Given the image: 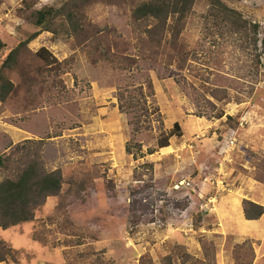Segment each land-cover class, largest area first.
I'll list each match as a JSON object with an SVG mask.
<instances>
[{
    "label": "rangeland",
    "instance_id": "obj_1",
    "mask_svg": "<svg viewBox=\"0 0 264 264\" xmlns=\"http://www.w3.org/2000/svg\"><path fill=\"white\" fill-rule=\"evenodd\" d=\"M147 1L92 3L74 32L36 25L68 0H0V183L32 163L64 178L55 210L0 218V264H264L262 223L238 215L264 208V0H221L256 45L208 0L148 39Z\"/></svg>",
    "mask_w": 264,
    "mask_h": 264
},
{
    "label": "trees",
    "instance_id": "obj_2",
    "mask_svg": "<svg viewBox=\"0 0 264 264\" xmlns=\"http://www.w3.org/2000/svg\"><path fill=\"white\" fill-rule=\"evenodd\" d=\"M100 0H68L61 8H45L37 12L36 25L46 31H51V25L57 19L63 20L72 31L81 28L82 9L92 3ZM197 0H148L136 5L133 9L134 19L138 22L154 21V26L148 29V39H157L158 31H162L169 18H173L174 23L180 24L191 13ZM237 1V0H236ZM214 9V13H219L220 20L229 24L230 28L235 31H249L252 36V43L257 44L258 25L248 24L242 16L235 10L227 7L221 0H208ZM249 28V29H248ZM36 33L32 38L37 36ZM46 50H40L39 56L45 58ZM13 53L7 58L6 65L12 59ZM8 62V63H7ZM5 64L0 68V74ZM1 76V75H0ZM12 84L0 77V101H5L6 96L10 93ZM123 96H120V100ZM174 133L179 136L180 127L178 123L174 124ZM158 149L169 146L168 139L157 143ZM126 152L130 154L127 147ZM154 150L147 154L151 155ZM64 178L59 170L46 172L42 170L38 163H32L27 166L15 180H5L0 183V218L7 220L5 227L15 226L21 223H27L33 220L34 211L44 205L48 198L56 197L61 192ZM135 198V199H134ZM134 199V200H133ZM132 207L140 206L133 195ZM244 214L247 220H258L264 215V208L252 202H245Z\"/></svg>",
    "mask_w": 264,
    "mask_h": 264
},
{
    "label": "crops",
    "instance_id": "obj_3",
    "mask_svg": "<svg viewBox=\"0 0 264 264\" xmlns=\"http://www.w3.org/2000/svg\"><path fill=\"white\" fill-rule=\"evenodd\" d=\"M50 200H52V198H48L47 199V201H50ZM237 199H235V206H236V203H237ZM51 203H49V205H45V206H43V212H50V211H52V210H55V207L52 205V201H50ZM49 206V207H48ZM57 208V207H56ZM242 211L243 210H241L240 211V214H238V215H241V216H243L244 217V212H243V215L241 214L242 213ZM245 219H246V217H245ZM240 221V220H239ZM247 221V220H246ZM246 223H248V225H252V224H256V225H259V224H261L262 225V228H261V230L260 231H254V236L256 237V235L258 236V240H263V237H264V215L260 218V219H258V220H248L247 222H245V224ZM241 224V221L239 222V225ZM260 225V226H261ZM248 234H251V235H253V232L252 231H248Z\"/></svg>",
    "mask_w": 264,
    "mask_h": 264
}]
</instances>
